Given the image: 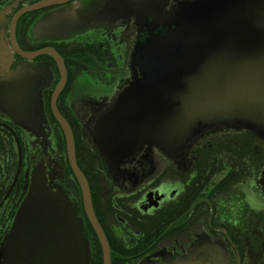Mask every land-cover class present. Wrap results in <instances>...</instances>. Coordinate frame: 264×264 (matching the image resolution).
I'll return each instance as SVG.
<instances>
[{"label":"flooded vegetation","instance_id":"flooded-vegetation-1","mask_svg":"<svg viewBox=\"0 0 264 264\" xmlns=\"http://www.w3.org/2000/svg\"><path fill=\"white\" fill-rule=\"evenodd\" d=\"M214 2L0 0L10 70L34 85L43 109L24 125L0 107V264L37 170L81 218L89 264H139L164 254L188 264H264L263 137L228 117L169 151L133 134L109 154L96 142L106 139V118L119 101L128 109L146 98L135 84L180 54L189 17ZM49 48L63 62L34 54ZM61 119L71 128L108 260Z\"/></svg>","mask_w":264,"mask_h":264},{"label":"water","instance_id":"water-1","mask_svg":"<svg viewBox=\"0 0 264 264\" xmlns=\"http://www.w3.org/2000/svg\"><path fill=\"white\" fill-rule=\"evenodd\" d=\"M214 3L211 10L196 9L189 17L180 54L157 62L160 68L135 84L143 87L146 98L128 109L120 108L119 101L107 116V137L96 139L105 153L116 149L115 142L120 146L125 143L130 134L143 136L141 142L163 144L165 151L174 142H181L180 138L187 146V141L213 120L228 117L264 138V0ZM42 53H51L63 62L52 48L34 54ZM9 66L8 42L0 31V107L22 124H30L43 111L39 94L32 83L18 76L20 71L12 72ZM61 121L71 165L108 260L109 246L94 213L86 176L77 164L71 128ZM2 257L3 264H89V244L81 218L63 191L49 188L40 170L33 175ZM139 264H188V259L164 254L163 260L147 257Z\"/></svg>","mask_w":264,"mask_h":264}]
</instances>
